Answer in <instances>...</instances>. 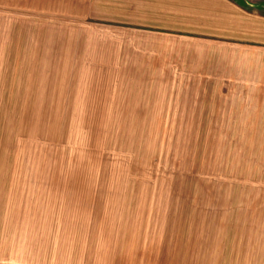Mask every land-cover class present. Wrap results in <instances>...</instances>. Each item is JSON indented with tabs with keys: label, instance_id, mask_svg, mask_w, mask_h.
Returning a JSON list of instances; mask_svg holds the SVG:
<instances>
[{
	"label": "rangeland",
	"instance_id": "374dc122",
	"mask_svg": "<svg viewBox=\"0 0 264 264\" xmlns=\"http://www.w3.org/2000/svg\"><path fill=\"white\" fill-rule=\"evenodd\" d=\"M250 40L264 0H0V264H264Z\"/></svg>",
	"mask_w": 264,
	"mask_h": 264
},
{
	"label": "crops",
	"instance_id": "0c3cea01",
	"mask_svg": "<svg viewBox=\"0 0 264 264\" xmlns=\"http://www.w3.org/2000/svg\"><path fill=\"white\" fill-rule=\"evenodd\" d=\"M246 43H249L255 49L262 50V53H250V64L243 68L248 70V72L255 77L254 82L256 88H264V40H250V42ZM257 54L261 55L258 56Z\"/></svg>",
	"mask_w": 264,
	"mask_h": 264
}]
</instances>
